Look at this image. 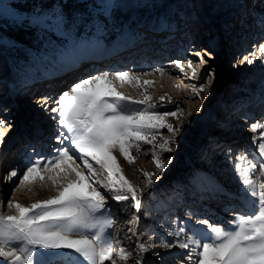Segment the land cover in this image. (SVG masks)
<instances>
[{"label":"rangeland","instance_id":"1","mask_svg":"<svg viewBox=\"0 0 264 264\" xmlns=\"http://www.w3.org/2000/svg\"><path fill=\"white\" fill-rule=\"evenodd\" d=\"M25 1L0 0V25L25 27L26 31L35 28L37 34L33 35L41 36V44H38L37 38L36 46L31 47L8 37L7 30L0 31V53H8L20 67L14 70L12 82L0 80V119L12 125L10 129H0L5 133L4 142L0 144V201H3L0 213L17 214L15 208L7 206L8 200L29 207L37 201L58 195L57 189L64 186L66 179H76L73 173L65 172L57 177L58 170H42L43 181L34 177L20 184V178L28 167L41 157L51 159L56 155L55 149L63 147L56 143V122L48 125L49 119L46 117L35 122V118L25 113L26 110L32 109L33 113L38 110L37 107L33 108L36 99L29 105L25 102L31 90L39 93L40 88H49V91L56 93L55 98L74 83L91 76L92 65L104 63L102 68H106H101V72H116L117 67H122V71L139 76L140 86L136 87L135 81L117 84L114 80L116 91L135 100L142 98L141 93H146L152 97L151 102L156 104V110L175 111L179 107L184 112L179 121L168 118V122L182 126V130L171 145L173 151L163 153V159L170 157L172 163L159 177H153L151 187L145 186V177L140 171L156 170L151 158V145H142L140 152L134 148L131 150L136 157L133 164H129L118 152L114 153L125 178L141 190L138 195L142 202L137 212L132 201L118 203L107 194V207L115 221L112 228L107 230L114 239V258L116 264H135V245L145 243L154 245L149 252L143 253L147 264H171L168 259L173 264H181L182 260H186L188 250L167 249L162 244L165 240L171 242L177 238L175 230L181 226V221L187 227H206L196 223L202 217L227 227L235 215L222 216L225 212L236 214L246 211L244 204L248 197L235 174V158L250 154L259 161L257 144L264 139L259 136L264 129L254 133L251 128L253 123L264 122V105L251 107L252 100L264 99V53L259 51V45L264 44V0H94L99 9L87 25L81 27L83 31H77L81 32L79 35L68 29L69 19L60 14L62 8L43 10L38 1L36 5L34 0L33 4ZM166 19L169 20V28L164 29ZM244 27V37L240 36L243 46L229 41L233 28L235 38L237 29ZM49 34L55 38H46ZM167 35V38H172L171 45H178L181 52L170 61L169 58L158 60L154 67L141 61L137 68V61L132 56L128 58L129 54L136 55L142 46L152 43V48L157 50ZM153 41L160 42L157 49ZM204 47L209 50L207 55L202 54ZM111 52L113 55H110ZM197 52L204 57L206 64H211L205 70L202 69L205 63H201L200 57L195 55ZM245 56L253 63H242ZM176 60L182 62L184 72L175 67L173 61ZM189 61L194 64L195 79L191 78ZM157 68H163L166 72L161 75L154 71ZM145 80L152 83L145 84ZM49 84L55 88L50 90ZM161 96L170 97L171 102L167 99L161 102ZM44 122L47 123L44 125ZM161 131L163 138L171 135L166 129ZM45 133L53 134L51 141L37 142ZM254 135L258 137L257 144L252 142ZM31 137L33 140H30ZM162 142L160 138L156 141ZM25 143H28L26 148L34 146L37 151L22 154L21 147ZM13 154L18 159L22 155V162L13 161ZM9 169L17 170L18 177L6 184ZM100 175L105 174L101 172ZM52 178L59 183L54 185ZM252 178L264 182L258 171ZM222 189L227 194L225 200L220 197L221 201H218L221 208L205 210L201 209V204H196L204 200L213 201V197L223 193ZM193 202L194 205L189 204ZM187 207L189 212H186ZM189 213L194 215L190 217ZM136 216L140 217L138 223L134 221ZM134 232L137 235H133ZM121 247L132 252L126 261L115 256ZM157 252L161 254L159 257L155 255ZM70 258L73 264L77 258L82 260L71 250L37 248L32 264H69ZM185 263L189 264L188 261ZM0 264L8 262L0 259ZM105 264H111V261Z\"/></svg>","mask_w":264,"mask_h":264},{"label":"snow or ice","instance_id":"2","mask_svg":"<svg viewBox=\"0 0 264 264\" xmlns=\"http://www.w3.org/2000/svg\"><path fill=\"white\" fill-rule=\"evenodd\" d=\"M259 51L264 53V44L259 45ZM195 55L200 57L201 63H207L199 52ZM244 61L253 63L248 56L243 57L241 62ZM173 64L181 72L185 71L180 60L173 61ZM188 67L192 69L191 78L195 79L192 61L188 62ZM154 71L161 75L166 72L163 68ZM114 80L135 81V86H140L136 74L104 71L79 80L58 97L42 98L40 106L53 114L51 119L58 128L56 143L63 147L55 149L56 155L51 159L41 157L28 167L20 178V184L34 177L43 181L42 170H58L57 177L65 172L74 173L76 179H66L64 186L57 189L58 195L29 207L13 200L7 201V206L15 208L17 213H0V259L8 264H32L37 248L71 250L82 257V260L77 258L74 264H105L106 261L116 264L114 239L107 231L115 222L107 207V194L118 203L132 201L137 212L142 202L138 195L141 190L125 178L114 153L118 152L133 164L136 157L131 150L134 148L140 152L142 145H151V158L156 170H140L145 177V186L151 187L153 177H159L172 163L170 157L163 159V153L173 151L171 145L182 130V126H174L168 118L179 121L184 110L177 107L175 111H158L156 104L151 102V96L141 93L142 98L135 100L116 91ZM144 83L152 82L145 80ZM203 88L202 84L201 91ZM159 99L171 102L170 97L161 96ZM11 127L9 122L0 119V129ZM251 128L254 133L264 129V122L253 123ZM163 129L171 134L168 138H163ZM4 135L0 131V144L4 142ZM259 136L264 137V131ZM158 138L163 142L156 143ZM257 140L254 135L252 142L257 144ZM257 149L259 161L250 154L235 158V174L248 197L244 204L246 211L236 213L227 227L209 219L197 220L198 225L206 226L198 228L187 227L181 221V226L175 230L177 238L171 242L163 241L164 248L188 250L186 260L189 264H264V182L252 178L258 171L264 179V139L259 140ZM81 168L83 170H79ZM101 172L105 175L101 176ZM14 177H18L17 170L10 171L5 179L11 181ZM52 182L54 185L59 183L56 178H52ZM2 207L3 201H0ZM192 215L194 213H189L190 217ZM139 219L136 216L134 221L138 223ZM151 247L154 245L136 243L135 264H147L143 253L149 252ZM131 255L132 252L123 247L115 252L121 261H126ZM155 255L159 257L161 254L157 252ZM69 264H73L71 258ZM181 264L185 261L182 260Z\"/></svg>","mask_w":264,"mask_h":264},{"label":"trees","instance_id":"3","mask_svg":"<svg viewBox=\"0 0 264 264\" xmlns=\"http://www.w3.org/2000/svg\"><path fill=\"white\" fill-rule=\"evenodd\" d=\"M33 0H26L25 3H32ZM41 5L43 10H53L52 8H62L61 9V15H65L69 19L68 29L70 32L79 35L81 32L79 29L83 31L84 28H81L82 26H86L87 23L92 19V17L96 14L95 11L99 9V7H96L94 0H34L35 5L37 4ZM33 4V3H32ZM31 4V7H32ZM90 5H93L94 7H91ZM150 21V20H149ZM7 24V23H6ZM0 25V31L7 30L9 32L8 37L11 39H14L17 43H23L25 45L35 47L36 41H38V44H41V36L44 35V33H39V37H35L33 34L35 33V28H29L28 31H26L25 27L19 28L20 26H13V25ZM44 30V28H42ZM37 34V32L35 33ZM35 41V39H37ZM46 38H55L54 35L49 34ZM8 53H0V80H5L7 82H12V79H14L15 69H19L18 64L15 60H12ZM15 83H18L17 80H15ZM127 209V208H126Z\"/></svg>","mask_w":264,"mask_h":264},{"label":"bare ground","instance_id":"4","mask_svg":"<svg viewBox=\"0 0 264 264\" xmlns=\"http://www.w3.org/2000/svg\"><path fill=\"white\" fill-rule=\"evenodd\" d=\"M244 12V11H243ZM248 16V15H247ZM197 24H200V23H197ZM242 26V25H241ZM240 26V27H241ZM237 27V26H236ZM257 27V26H256ZM238 30V29H237ZM241 30V33H244L245 31V27L243 28V29H240ZM264 30V29H263ZM262 32V31H261ZM231 34H230V37H229V41H231V42H233V44H240V47L241 46H243L244 45V42H241V40L239 39V35H237V33H236V36H235V38L234 39H232L233 38V35H234V33H235V28H233L232 29V31L230 32ZM239 33V32H238ZM260 33V32H259ZM198 34V33H197ZM240 34V33H239ZM264 35V34H263ZM261 36V35H260ZM262 39V38H261ZM228 41V43H230ZM153 42H155V44H156V47H155V49H157L158 47L157 46H159L160 45V43H156V41H153ZM170 43H171V41H170ZM151 44V43H150ZM153 44L154 43H152L151 45H150V47L152 48L153 47ZM150 50H153V51H155L154 50V48H152V49H150ZM237 50L238 51H240L241 49L238 47L237 48ZM203 51V52H202ZM201 52H202V54L203 55H207L208 54V52L207 51H209L207 48H203V50H202ZM125 53H127V52H125ZM143 53H145L144 51H143ZM110 54V53H109ZM147 54H149V55H152L153 53L152 52H147ZM110 55H113V52H111V54ZM127 56H128V53H127ZM209 57H211V56H209ZM172 58H174L173 56H170L169 57V61L172 59ZM208 59V58H207ZM167 60V61H168ZM209 60H210V58H209ZM119 63V62H118ZM122 63V62H121ZM105 64L103 63V64H96L95 66H91L90 68L92 69V72H93V74L92 75H95V74H98V73H100L102 70H105L104 68H106V67H103L102 68V66H104ZM211 64L209 63V64H205V66L202 68L203 70H205L206 68H208V66H210ZM121 66V65H120ZM97 67V68H96ZM101 68H102V70H101ZM137 68H139V65L137 66ZM118 69L120 70V71H122L123 69H122V67L120 68H118L117 67V70H116V72L118 71ZM101 70V71H100ZM87 72H88V70H87ZM112 72H115V70H112ZM171 72V71H170ZM34 74V73H33ZM34 77V76H33ZM66 79V78H65ZM62 81H64V80H61V82ZM121 81H119V80H116V83L118 84V83H120ZM51 85L52 84H49L48 85V87H50L51 88ZM55 87H53V88H51L50 90H52V89H54ZM43 89H44V91H43ZM47 88H40V91L41 92H39V93H37V91L35 90V91H32L31 90V92L28 94L29 96H27V100H30V99H32V101L33 100H35L36 99V102H38V100H39V102H38V104H41L43 101H42V98L43 97H53L54 98V95L56 94V93H53V92H51V91H49L48 89L46 90ZM59 89V88H58ZM46 90V91H45ZM263 98V97H262ZM262 98H256V100H252L251 101V107L252 106H257L258 104H260V105H264V99H262ZM26 102V101H25ZM34 103L35 105H38L37 103ZM253 104V105H252ZM249 106V105H248ZM37 107V106H36ZM253 110V109H252ZM29 110H26L25 111V113H27ZM37 112H39L40 114L38 115V113ZM37 112L36 113H33V112H31V113H27V116L29 117H33V118H35V122L37 121V122H40V121H42L41 119L43 118V117H46V118H50L51 119V116L53 115L52 113H50V112H48V111H46L44 108H42V109H39V110H37ZM40 117V118H39ZM52 122H55L54 120H52L51 119V121L49 122V124L50 123H52ZM34 124V123H33ZM44 125L46 124V122H44L43 123ZM46 128V127H45ZM53 131L55 132L56 130L55 129H53ZM51 132V131H50ZM249 132H251V131H249ZM30 136H32V134H29ZM53 135V134H52ZM52 135H50V134H47V133H45V135H44V137L43 138H41V139H39L37 142H47L48 140H50L51 141V138H52ZM30 138V137H29ZM28 138V139H29ZM30 140H33V138L31 137V139ZM49 141V142H50ZM11 143V142H10ZM37 146V145H36ZM24 151H25V148L23 149L22 148V150H21V153L22 154H27L26 152L24 153ZM27 151H28V155L29 154H34L36 151H37V149H36V147H34V146H32L31 148H29V149H27ZM15 154H13V158L12 159H14L13 161H15V162H18V161H21V160H23L22 159V157L21 156H19L20 158L18 159H16L15 157ZM21 159V160H20ZM22 162V161H21ZM21 162H20V165H22L21 164ZM24 163V162H23ZM13 169H9L8 170V172H10V171H12ZM74 174V173H73ZM9 183V181H6V184H8ZM222 192V191H221ZM220 197H223V199H224V197L225 196H222V193L220 194V195H218V196H216L215 198L213 197V201H207V200H204V202H196V204H201V209H203V207L206 205L207 207H212V209H218V208H221L220 206H219V200L221 201V198ZM200 199V198H199ZM203 199V198H202ZM206 199V198H205ZM225 200V199H224ZM213 203V204H212ZM189 204H192V205H194V202L193 203H189ZM205 204V205H204ZM188 208L189 207H187V211L186 212H189L190 210H188ZM198 209V208H197ZM206 210V209H205ZM212 211V210H211ZM224 212V211H223ZM222 212V213H223ZM226 214H223L222 216H225V215H227L228 214V216L230 217L231 215L233 216V215H235V213L234 212H232V213H230V212H225ZM218 216V215H217ZM199 219H202V217L200 218L199 217ZM198 219V220H199ZM229 224V223H228ZM178 261V260H177ZM185 261H187V260H185ZM168 262L169 263H171V264H173L172 263V261H169L168 260ZM186 264V263H185Z\"/></svg>","mask_w":264,"mask_h":264}]
</instances>
